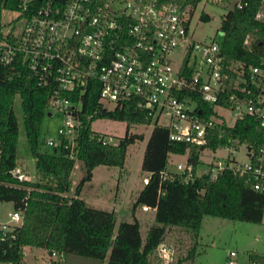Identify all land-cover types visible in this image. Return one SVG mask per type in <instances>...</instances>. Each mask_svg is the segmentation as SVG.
<instances>
[{
	"label": "built area",
	"instance_id": "built-area-1",
	"mask_svg": "<svg viewBox=\"0 0 264 264\" xmlns=\"http://www.w3.org/2000/svg\"><path fill=\"white\" fill-rule=\"evenodd\" d=\"M200 1L17 0L11 6L0 0V67L12 75L25 71L37 86L46 88V111L61 115L62 122L57 136H47L45 143L54 149L65 143L70 157L85 110L84 95L97 90L93 113L98 107L130 104L151 127H166L171 141L205 145L213 137L227 136L219 147L226 155H213L210 180L229 169L264 191V145L255 152L245 143L248 161L241 163L235 157L241 143L227 131L246 116L264 129V56L248 66L246 76L240 63H227L219 40L193 39L189 25ZM261 3L264 8V0ZM236 4L240 7V0ZM5 12L11 14L7 20ZM256 17L264 18V11L259 9ZM248 40L247 36L245 43ZM225 89H230L224 97L228 105L218 104ZM182 91L197 93L216 115L206 116L190 94L176 96ZM2 154L0 141V161ZM183 161L173 170L163 169L162 178L193 180L194 165ZM9 173L19 181L27 179L19 165ZM150 175H143V185ZM21 223L20 209L0 220V264H14L5 257ZM51 255L63 259L61 253ZM235 255L229 252L227 264H235Z\"/></svg>",
	"mask_w": 264,
	"mask_h": 264
},
{
	"label": "trees",
	"instance_id": "trees-1",
	"mask_svg": "<svg viewBox=\"0 0 264 264\" xmlns=\"http://www.w3.org/2000/svg\"><path fill=\"white\" fill-rule=\"evenodd\" d=\"M5 0L16 5L17 0ZM224 14L220 30V49L229 65L241 64L244 75L249 65L258 64L264 56V18L256 13L262 7L261 0H240ZM207 21L209 16L201 14ZM248 36V43L245 38ZM231 71V70H230ZM11 74V76H10ZM230 89H225L218 104L224 101ZM190 94L206 116L216 115L210 104L194 92H177L176 96ZM20 97L23 126L26 138L41 174L39 180L27 177L19 181L11 176L9 169L19 165L17 143L19 127L13 103ZM97 90L84 95L81 113L82 123L77 131L73 146L61 144L51 152L39 151V135L42 120L47 113L48 91L37 86L27 72L12 73L0 67V141L3 147L0 161V201H11L14 209H20L22 223L18 227L17 239L8 248L6 259L22 264L27 246L40 247L46 251L61 253L63 256L83 257L99 264H156L154 254L164 242L167 232L177 227L188 232L192 242L184 256L174 264H193L198 249V232L205 215L229 219L260 222L264 213V191L252 187L245 177L225 169L215 180L209 178L210 161L203 159V153L214 152L227 142V136L213 137L205 145L171 141L164 126L154 125L147 138L141 168L150 173L133 203V211L147 205L154 209L155 221L149 225L142 238L140 223L135 217L122 220L116 225L112 211L90 206L80 190L85 181L92 177L98 165L123 166L127 146L144 138L143 133L127 130L118 142H103L108 136L91 127L95 118L120 120L131 124H148L143 113L130 104L113 109L97 108ZM93 113L89 118L87 114ZM227 131L239 143H246L255 152L264 145V129L252 117L237 120ZM183 155L192 163L194 179L184 181L182 176L174 180L162 178L160 172L171 163V155ZM79 161L81 178L75 187L71 185V172ZM205 165L204 169L200 165ZM20 166V165H19ZM45 178V180L43 179ZM252 261L260 263V256L251 255ZM52 264H55L54 262Z\"/></svg>",
	"mask_w": 264,
	"mask_h": 264
},
{
	"label": "rangeland",
	"instance_id": "rangeland-1",
	"mask_svg": "<svg viewBox=\"0 0 264 264\" xmlns=\"http://www.w3.org/2000/svg\"><path fill=\"white\" fill-rule=\"evenodd\" d=\"M238 0H203L197 2L190 20L189 33L198 41H209L211 39L221 40L222 33L220 23L227 12ZM264 11V8L261 7ZM201 14H207L209 19L204 21ZM8 12L3 15V20L9 18ZM14 112L17 118L19 134L17 143V158L20 167L32 180H39L41 174L35 167L22 117L20 97L16 96L13 103ZM227 114V112H226ZM62 122L61 115L45 114L41 126L38 150L51 152L52 146L45 143L47 136L56 137V131ZM159 122H164L161 119ZM151 124H131L125 121L112 120L107 118H95L91 122L94 131L106 134L118 142L127 130L131 133H143L142 140H136L129 144L126 149L123 166L98 165L92 171L90 180L85 181L80 190L82 197L90 206L112 211L116 216V225L122 221H131L135 217L140 223L142 238L146 236L149 225L154 223V210H143L141 206L133 211V203L142 187L144 171L141 168L142 157L145 150L147 138L151 130ZM247 145L241 143L235 154L236 160L244 163L248 161L246 155ZM227 151L218 148L214 152L203 153V159L210 161L213 155H226ZM185 156L172 154V168L178 162H184ZM174 164V165H173ZM201 169L205 165H200ZM81 178L79 161H76L71 172V185L75 187ZM45 180V178H43ZM14 207L11 201H0V220H8ZM198 249L193 264H227L230 251H235L232 256L235 264H248L254 254L264 256V213L260 222L247 220L229 219L220 216L205 215L197 236ZM192 239L188 232L174 227L167 232L164 242L155 251L154 259L156 264H174L180 257L184 256L189 248ZM60 257L49 255L40 247L27 246L24 249L22 264H62ZM76 264H99L95 260L83 257H76Z\"/></svg>",
	"mask_w": 264,
	"mask_h": 264
},
{
	"label": "crops",
	"instance_id": "crops-1",
	"mask_svg": "<svg viewBox=\"0 0 264 264\" xmlns=\"http://www.w3.org/2000/svg\"><path fill=\"white\" fill-rule=\"evenodd\" d=\"M152 128V127H151ZM172 156V155H171ZM170 164H172V160H171V163ZM174 165V164H173ZM167 169L168 170H173L174 169V167H170L169 165L167 166ZM146 174V172H144V174L143 175H145ZM143 186V185H142ZM141 188V187H140ZM150 209H152V208H150ZM154 210V209H153ZM48 252V251H47ZM49 254V253H48ZM50 255V254H49ZM63 262H62V264H76V257H73V256H63V260H62Z\"/></svg>",
	"mask_w": 264,
	"mask_h": 264
},
{
	"label": "water",
	"instance_id": "water-1",
	"mask_svg": "<svg viewBox=\"0 0 264 264\" xmlns=\"http://www.w3.org/2000/svg\"><path fill=\"white\" fill-rule=\"evenodd\" d=\"M47 115H50V113L48 112ZM48 253L51 255L52 251H48ZM259 262L260 264H264V257L260 258Z\"/></svg>",
	"mask_w": 264,
	"mask_h": 264
}]
</instances>
